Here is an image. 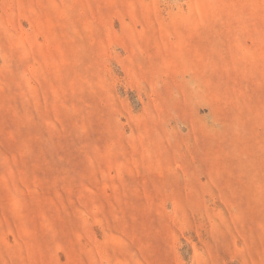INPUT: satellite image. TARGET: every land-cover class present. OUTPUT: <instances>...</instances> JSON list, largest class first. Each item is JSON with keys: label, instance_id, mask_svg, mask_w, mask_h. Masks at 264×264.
Segmentation results:
<instances>
[{"label": "rangeland", "instance_id": "rangeland-1", "mask_svg": "<svg viewBox=\"0 0 264 264\" xmlns=\"http://www.w3.org/2000/svg\"><path fill=\"white\" fill-rule=\"evenodd\" d=\"M0 264H264V0H0Z\"/></svg>", "mask_w": 264, "mask_h": 264}]
</instances>
